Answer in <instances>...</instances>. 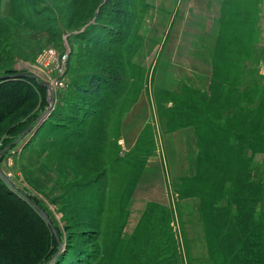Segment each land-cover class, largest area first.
<instances>
[{"label":"rangeland","instance_id":"rangeland-1","mask_svg":"<svg viewBox=\"0 0 264 264\" xmlns=\"http://www.w3.org/2000/svg\"><path fill=\"white\" fill-rule=\"evenodd\" d=\"M85 1L0 0V75L25 72L36 78L22 77L29 79L36 90L31 99L34 105L31 107L25 103L19 106L16 112H23L26 106L29 110L21 116L10 115L12 121L9 130V127H2L0 124V151L11 145L0 155V171L14 187L12 191L16 190L17 194L19 192L32 200L50 219L62 243L58 254L64 250L70 254L66 247L72 245L82 251L80 255L85 261H90L95 253L98 254L90 264H129L135 254L142 259L139 250L124 259L122 243H117L118 237L125 241L134 237L135 228L149 206L146 203L143 208V205L134 203L133 194L138 181L133 185V174L137 176L144 163L138 176L140 179L148 161L165 160L163 163H167L161 130L164 129L163 119L160 121L161 127L157 126L159 122L156 119L164 117L168 120L173 112L177 113L179 110L183 113L186 107L190 109L189 113H193L187 115L202 124L199 134L202 135V145L205 148L216 151V147L222 143L226 145L232 136L243 135L244 139L235 140L236 150L233 157H229L230 160L218 161L215 156L217 165L214 166L218 168L210 170L205 165L209 172L203 171L205 183L201 182L198 186L206 193H213L216 188L217 193L222 191L224 196L233 195L231 193L238 189L241 194L235 195L237 197H245L250 192L257 191L254 197H249L247 203L242 200L243 212L240 216L239 211L237 212L235 228L250 222L251 228L256 227L257 234L264 238V33L262 34L259 25L257 0H222L221 16L224 21L215 68L220 81L223 80L222 84L227 77L228 83L214 89L209 86L205 90L189 88L186 93H149L153 94L156 112V119L153 117V120H156V126L150 120L131 150L130 144L126 145L122 138V132L125 125L131 126L128 136H135L139 122L136 120L137 116L131 114L132 108L142 96L146 98L154 75L152 63H145L150 46H146L143 36V27L150 19V8L147 0H127L126 5L129 6L123 7L124 13H127L124 17L126 44L120 49L102 48L91 45L84 37L82 39L79 32L92 27L96 20L101 24L109 23L112 13L108 15L106 9L103 15L98 14L97 9L95 10L97 2L90 0V6ZM99 1L100 4L104 2ZM191 7L195 10V4ZM176 13H171V16H176ZM186 15L171 31L161 29L166 39L169 34L178 39L183 37L182 33L187 37L192 36V27L196 28L193 25L197 20L196 14ZM157 25L155 21V27L149 36L154 31L159 34ZM254 45H258V54L255 55V50L251 49L255 56L251 54V60L242 69L232 70L229 59L236 62L242 55L246 56ZM92 74L121 77V90L105 98L104 93L108 89H103L99 98L93 96L92 99H86L84 92L80 94L77 90ZM218 77L214 78V84ZM236 79L241 80L239 86H236ZM238 88L240 93L236 92ZM184 93L188 94L187 100L184 99ZM10 94L14 96L11 92ZM232 94L234 99L231 102ZM174 99L176 103L173 102ZM14 101L16 100L11 103L2 101L0 112L13 106ZM175 104H178L177 107ZM93 105L97 106L94 108L95 113L101 117V133L98 134L90 127L85 128L84 125H71V128L74 132L72 135L80 133L90 137L87 145H95V160L84 153V159L81 153L76 156V138L67 136V130L50 134L49 125L45 122L54 107L65 114L70 112L81 121L83 116L77 112L80 108L90 110L89 106ZM79 120L75 119V124ZM52 123L64 124L55 121ZM30 125L31 129L24 133ZM37 126L39 128L35 131ZM165 128L169 130L168 123ZM94 134L97 136L94 137ZM146 140H149L150 146L143 152L137 147H142ZM244 145H249L250 155L242 160ZM100 146L99 151L105 158L102 165V156L98 152ZM102 170L105 175L100 177ZM163 171L166 175L167 165H164ZM146 178L150 179V175L147 174ZM0 179L4 182L1 176ZM190 180L192 179L169 183L171 205L168 208L172 215L169 212L165 221L170 224H167V228L176 241L179 253L177 262L242 264L238 262L237 249L220 248L219 235L214 229L208 226L209 230L205 233L200 214L204 212L206 205L198 203L200 196L196 197L197 193L175 201L179 193L177 186ZM192 186L197 188V183ZM195 191L196 189L193 192ZM228 191L230 194L226 193ZM205 192H202V200L207 198ZM90 204L95 206L90 207ZM221 204L220 202L215 207ZM73 207H84L83 215L77 209L72 212ZM235 207L237 205L234 203ZM159 229L163 235L168 233ZM50 233V245L54 240L56 242L55 245L52 244V251L56 250L43 262L49 261L59 247L51 229ZM237 234L235 230V236ZM246 239L240 231V248H245ZM209 243L212 248L208 250ZM131 246L136 247L134 244ZM158 251L163 253L164 249L160 247ZM254 251L260 252L259 249ZM159 252L155 254L161 255Z\"/></svg>","mask_w":264,"mask_h":264},{"label":"trees","instance_id":"trees-1","mask_svg":"<svg viewBox=\"0 0 264 264\" xmlns=\"http://www.w3.org/2000/svg\"><path fill=\"white\" fill-rule=\"evenodd\" d=\"M91 1L95 3L97 2L95 5V10L97 9L98 14L103 15L106 13L105 10L107 9L108 15H111L112 13V17L110 18V22L106 24H101L98 20H96L92 27H88L86 30L79 32L80 36H82V39L83 37L86 38L87 42L94 46L120 49L127 42L126 24L124 22V17L127 13H124L123 11V7L127 6V0H104L102 4H100L99 0ZM91 1L86 0L85 3L88 5L89 2L91 6ZM115 4H117L122 9H118ZM129 47L132 49L131 45H129ZM121 84V77L115 76L114 78V76L109 77L107 75L103 76L92 74L88 77L83 86L78 87L77 91L80 94L81 92H84L83 96L86 99H92L94 98L93 96H96L95 98H99V95H102V90L108 89L107 93H104V95H106L105 98H107V96L114 95L120 91L122 87ZM35 91L36 90L29 79L16 77H5L0 79V104L2 101L4 103H11L13 100H16L12 103L14 104L13 106H9L8 108L4 109L2 108L3 110L0 112V124H2V127H9L8 130L10 129L12 121L10 115H15L17 117L26 114V112L29 110L28 106H26L25 110L21 113L16 112V110L19 108V106H23L25 103L32 107L34 103L31 101V99H33L35 96ZM10 92L14 96H12ZM169 99H171V96H169ZM173 102L176 103V99H174ZM177 105L178 104H175L176 107ZM56 108L57 107L53 108L48 119L45 120V122L49 125L48 132L52 135H55L58 134L56 132H63L64 130H67V136L71 135L69 137L76 138V156H78L77 154L80 153L83 156L84 153L89 158H93L94 160L97 159L94 151L95 145L92 143L87 145L89 140H91L90 137H86L85 134L80 133L72 135L74 132L71 128V125L74 127H81L84 125L85 128L90 127L95 132L100 134L101 130L99 122L101 117L99 118L98 113H95L96 111L94 109L97 108V106H89L90 110H84L80 108L82 113L79 111L77 114L83 116L81 121L70 112H66L65 114L61 109ZM187 114L188 113H181L179 110H177V113L173 112L168 117V129L175 130L185 126H192L194 128L198 147L199 170L200 167H203L204 165H208L210 170L213 168H218L214 166V164H216L215 156L217 157L218 161L230 160L229 157H233V154L229 153L231 146L229 144L225 145V143H222L216 147V151H214L212 148L210 149L209 147L205 148L202 145V135L199 134L200 128L202 127L201 122ZM189 114L193 115V113ZM75 119L79 120L77 124H75ZM53 121L64 124L59 125L57 123H52ZM55 129L58 131H55ZM95 136L97 135L94 134V137ZM242 136L243 135H236L235 140H239L240 138L244 139ZM93 140H95V138ZM223 145H225V147H223ZM148 146H150L149 140H146L142 147L138 146L137 148L145 152ZM100 148L101 146L98 148V152L102 156L100 159V165H102L103 162H105V158H103L102 153H100ZM139 150H137V152ZM241 156L243 157L242 160H244V155L242 154ZM82 158L84 159V156ZM137 161L138 160H136V162ZM142 168L138 171L137 176L133 174V178L135 179L133 185L135 184L136 180L138 181V176ZM206 172H209V170H206ZM104 175L105 171L102 170L100 177ZM205 177V175L198 172V175L194 179L190 180L188 183L184 182L180 187L177 186L179 188L177 199L179 200V198L181 199L186 196L192 197L194 195L192 193H197L196 197L200 196L198 203H200V205H206L204 206V212L200 211V220L202 227L205 229V233H207L209 230V226L215 230L217 235H219L220 248L223 250L237 249V257L239 259L238 262L242 264L264 263V238L257 234L255 231L256 227L251 228L252 225L250 222H248L240 224L237 226L238 228H235L237 212L239 211V216L243 212L241 207L242 200L244 203H247L249 197H254L257 191L254 193L250 192V195L247 194L245 197L235 196L237 194H241L240 189L235 190L233 193H231L233 195L229 196L222 195V191L217 193L218 189L216 188L213 190V193H206L198 186L201 182L202 184L205 183V181H203ZM196 183L197 188L192 186ZM195 189L196 191L193 192ZM202 192L207 194V198L204 200H202ZM226 193L230 194V191ZM220 202L222 204L218 207H215L216 204ZM234 203L237 205V208L235 207L236 210L234 208ZM154 204L155 203L147 204V206L149 205L146 210L147 212L141 216L140 221L135 228L136 234H133L134 237L132 236L130 240L126 241L121 240L119 237L117 238V243H122L121 249L123 250L124 259L130 257V254L136 250H139L140 254L142 255L141 259L140 256L135 254L134 258H131L129 264H179V262H177L179 259V253L176 249V241L172 232L167 228L168 223L166 224L165 221L169 217V212L172 215L171 209L158 203L156 204L159 206H155ZM94 206V204H90V207ZM76 209L80 214L83 215L84 207H73L71 211L76 212ZM160 219L162 220L159 221ZM158 227L164 229L165 233H168L163 235ZM238 229L241 231L243 236L247 237L245 248H240L238 244V241L240 240V231ZM235 230L238 232L236 236ZM50 235L51 233L47 223L37 213V211L24 199H22L21 196L12 191L11 188L0 179V264H42L43 261H46V258H48L49 255L56 250L54 249V251H52V244L55 245L56 242L54 240L50 245ZM25 239H27L28 244L27 242L25 243ZM133 244L136 247L131 246ZM208 245L209 250V248L211 249L212 246L211 243ZM160 247L164 249L163 253L158 251ZM66 249L69 250L70 254H68L67 250H64L63 252L57 254L49 264H81V262H83V264H90V261L96 260L98 255L95 253L90 261H85L80 255L82 251L78 247L68 245ZM256 249H259L260 252L256 253L254 251ZM157 252L161 253V255L155 254ZM151 254H153V256H150ZM251 260H254V262Z\"/></svg>","mask_w":264,"mask_h":264},{"label":"crops","instance_id":"crops-1","mask_svg":"<svg viewBox=\"0 0 264 264\" xmlns=\"http://www.w3.org/2000/svg\"><path fill=\"white\" fill-rule=\"evenodd\" d=\"M257 2V6L259 7V25L263 34L264 0H257ZM147 4L150 8V19L147 20L148 24L146 22L143 27V29L145 28V35L143 34V36H145L146 46L150 47L145 57V63L146 65L148 63L151 65L152 63L153 82L149 86L146 98L142 96L132 108L131 114H135L137 116L136 120L139 122L135 136H128L131 126L125 125L122 138L125 140L126 145L130 144L131 150L148 123L153 121L156 126L157 120L159 122L157 126L161 127L160 121L163 119L162 124L164 125V129L161 128V130L165 143L167 163H163L165 160H159V162L156 160L153 162L148 161L141 178L137 182L133 200L136 205H143V208L149 202L170 207V181L176 182L182 179H194L198 175V172L202 174L208 167L204 165L199 170L198 147L194 128L192 126H185L173 131L167 130L165 127L168 120L164 117L156 119L153 94L149 93L163 92L166 95L167 93H183L189 90V88L205 90L209 86L214 89L228 83L229 77L222 84L223 80L220 81L218 70L215 68V57L218 43L221 41L220 31L222 22L224 21L221 16L222 0H147ZM193 4H195V10H192L191 5ZM171 13H176V16H171ZM187 13H191L192 16L195 13L197 18L193 24L196 28L192 27L191 30L192 36L187 37L182 33L183 37L178 39L169 34L166 39L161 29L165 32L171 31L181 19L187 16ZM155 21L158 24L156 27L159 28V34L154 31L149 36V33L153 31L152 28L155 27ZM257 48L258 45L251 46L250 50L246 53L247 55H242L236 62L230 58L229 62L233 66L232 70L234 68H237V70L242 69L251 60V54H258ZM251 49L255 50L253 51L254 53L251 52ZM146 65L145 67H147ZM215 77L218 78L214 84ZM243 80L245 81L246 79ZM236 81V86H239L241 80L236 79ZM239 90L238 88L236 92L240 93ZM185 93L184 99L187 100L188 94L185 95ZM233 99L234 96L232 94L230 97L231 102ZM170 104L169 102L168 105L170 106ZM189 111L190 109L186 107L183 113H189ZM153 117L156 120H153ZM235 138L236 136H232L231 139H228L227 144L231 146L229 149V153L231 154H234L236 150ZM242 153L244 157L250 155L249 145L243 146ZM161 162L167 165L166 175L163 174L164 171L162 172L164 165ZM147 174L150 175V179L148 180L146 178ZM175 201L179 200L175 199Z\"/></svg>","mask_w":264,"mask_h":264},{"label":"water","instance_id":"water-1","mask_svg":"<svg viewBox=\"0 0 264 264\" xmlns=\"http://www.w3.org/2000/svg\"><path fill=\"white\" fill-rule=\"evenodd\" d=\"M5 77H16V78H22V77H29V78H35V76H32V75H29L25 72H22V73H12L11 75H0V79H3ZM39 84H41L40 82H38ZM54 106V105H53ZM42 118V117H40ZM39 119V118H38ZM37 119V120H38ZM32 125V124H31ZM31 125L27 127V129H25L24 133H27V131L29 129H31ZM40 126V125H39ZM39 126H37L35 128V131L39 128ZM11 147V145H7L4 149H2V151H0V155L4 152V151H7L9 148ZM0 176L1 178L4 180V182L12 188V185L9 183V180L1 173L0 171ZM14 190V189H13ZM15 192H17L15 190ZM18 195L22 197V199H24L29 205H31L36 211L37 213L44 219V221L47 223L48 227L51 229L52 233H54L55 237H56V240L58 241V251L56 253H54V255L49 258V261L47 262H43L42 264H49L52 259L58 254V252L60 251V249L62 248V243L60 242V239L58 238V236L56 235V228L53 226V224L50 222V219L47 217V215L43 212V210L37 205L35 204L32 200H30L29 198L25 197L24 195L20 194L18 192Z\"/></svg>","mask_w":264,"mask_h":264},{"label":"built area","instance_id":"built-area-1","mask_svg":"<svg viewBox=\"0 0 264 264\" xmlns=\"http://www.w3.org/2000/svg\"><path fill=\"white\" fill-rule=\"evenodd\" d=\"M63 59V58H62Z\"/></svg>","mask_w":264,"mask_h":264}]
</instances>
